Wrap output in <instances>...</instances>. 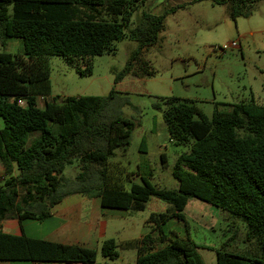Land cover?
Segmentation results:
<instances>
[{"label":"trees","instance_id":"trees-1","mask_svg":"<svg viewBox=\"0 0 264 264\" xmlns=\"http://www.w3.org/2000/svg\"><path fill=\"white\" fill-rule=\"evenodd\" d=\"M201 1L205 0H193ZM210 1L227 5L236 21L250 17L259 0ZM144 2L0 0V47L11 39L22 43V53L0 52V262L97 264L96 250L2 231L5 220L16 219L20 225L44 221L63 199L81 195L99 198L104 210L144 211L151 198L167 205L164 212L150 214L147 222L153 230L148 234L120 243L104 241L100 251L108 261L116 260L119 251H135V264H204L198 252L204 248L188 237L163 233L171 220L185 224L184 210L190 199H196L242 220L246 242L254 246L246 254L216 250L215 264H264V105L254 98L229 110L215 105L209 120L188 100L156 102L153 107L161 111L170 141L189 147L173 167L178 187L168 190L153 186L146 174L138 175L141 184L134 183L121 162L110 161L117 149L125 153L135 128L113 106L118 92L49 99L50 57L89 65L91 58L113 52V44L125 38L138 47L115 73L114 84L126 77L154 75L142 56L158 42L166 15L180 6L160 15L143 13L126 32ZM74 162L78 173L69 180L63 172Z\"/></svg>","mask_w":264,"mask_h":264},{"label":"rangeland","instance_id":"rangeland-1","mask_svg":"<svg viewBox=\"0 0 264 264\" xmlns=\"http://www.w3.org/2000/svg\"><path fill=\"white\" fill-rule=\"evenodd\" d=\"M166 15L158 42L142 58L154 71L152 77H126L114 84L115 73L122 70L137 42L125 38L113 44L114 51L90 59L67 60L50 57L47 62L50 81L49 99L64 97H105L111 89L118 92L113 106L121 115L135 123L125 153L117 149L112 162H121L133 182L141 184L140 176L150 175L149 182L158 188L176 190L178 182L172 175L179 155L189 150L170 139L161 111L153 105L161 98H180L193 102L210 120L215 108L229 110L231 105L254 98L264 105V0H259L250 17L232 20L227 5L210 0H145L134 12L128 32L143 13ZM236 42L237 47L221 53L218 49ZM0 52L22 53L20 40L11 39ZM90 71H87V67ZM38 107L43 101L38 100ZM145 142L144 149L141 142ZM163 155L164 163L161 161ZM78 164L67 166L64 176L73 180ZM126 189L129 182L125 183ZM167 205L151 198L144 211L107 210L102 219L108 221V237L116 243L134 240L149 233L150 214L164 212ZM185 224L171 220L163 233L173 232L188 237L198 250L204 264H215V251L221 248L246 254L254 246L246 242V226L240 219L196 199H190L184 210ZM48 218L42 222L23 223L27 236L43 237L58 225ZM97 250V264H133L134 251H119L120 257L108 261ZM12 264H30L13 262Z\"/></svg>","mask_w":264,"mask_h":264},{"label":"crops","instance_id":"crops-1","mask_svg":"<svg viewBox=\"0 0 264 264\" xmlns=\"http://www.w3.org/2000/svg\"><path fill=\"white\" fill-rule=\"evenodd\" d=\"M8 43V42H7ZM7 46V45H6ZM12 54V53H11ZM19 54V53H15ZM3 172L0 166V179ZM99 198H88L81 195L69 196L63 199L59 204L50 209V218L59 221L58 225L51 229L43 237L27 236L23 224H19L16 219H8L2 222V231L8 235L19 236L21 234L30 237L45 240L52 243L63 245H76L86 249L98 250L99 246L106 240L112 239L108 237V221L102 219L105 211L101 208ZM42 222V221H39ZM149 232L153 230L150 225ZM170 232H167L168 234ZM177 235V234H176ZM178 236V235H177ZM140 236L139 238H141ZM153 237L157 238L156 232ZM180 237V236H178ZM158 245L157 248H161ZM135 256H132L133 264L136 263ZM120 257V254H119ZM118 257V258H119ZM117 258V259H118ZM97 260V259H96ZM0 264H12L10 262H0ZM38 264V263H30ZM52 264H82L78 262H57Z\"/></svg>","mask_w":264,"mask_h":264},{"label":"built area","instance_id":"built-area-1","mask_svg":"<svg viewBox=\"0 0 264 264\" xmlns=\"http://www.w3.org/2000/svg\"><path fill=\"white\" fill-rule=\"evenodd\" d=\"M236 47H237L236 42H232L229 46H224V47L218 49V51H220L221 53H225V51H226L227 49L236 48ZM17 103H18V105H20V106H23V105H24V101H22V100H18Z\"/></svg>","mask_w":264,"mask_h":264}]
</instances>
